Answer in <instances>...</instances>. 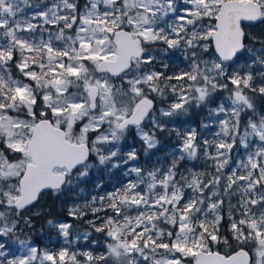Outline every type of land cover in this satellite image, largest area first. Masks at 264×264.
<instances>
[{"label": "snow or ice", "instance_id": "6c2138e0", "mask_svg": "<svg viewBox=\"0 0 264 264\" xmlns=\"http://www.w3.org/2000/svg\"><path fill=\"white\" fill-rule=\"evenodd\" d=\"M257 24L264 0H0V264H264ZM103 171L35 243L31 209Z\"/></svg>", "mask_w": 264, "mask_h": 264}, {"label": "trees", "instance_id": "16d2710c", "mask_svg": "<svg viewBox=\"0 0 264 264\" xmlns=\"http://www.w3.org/2000/svg\"><path fill=\"white\" fill-rule=\"evenodd\" d=\"M170 65V70L176 71L179 69L180 66L184 67L181 60L178 56L173 57V59L168 61ZM203 119V115L201 116H193L191 126H197L198 122ZM161 140L162 147H160L159 152L155 154H150L149 157L144 156L143 152L140 151V142L138 140L135 141L134 146L137 147L138 152L140 154V161L143 162L144 165L148 167L152 166V163L160 160L161 158L164 159L166 154L171 151V146L175 142V138L173 137L172 140L166 139L164 136L158 137ZM191 166V165H190ZM97 183H101L105 186L106 190H111L112 185L115 183V177L109 175V172H95L90 174L88 178H86L85 182H82L79 186V189L76 192L68 193L65 196L57 197L52 194L46 195L37 206L42 207V210L38 213V215L34 216V223L35 228L30 233L32 240L37 243L41 248H59L58 244L61 242V239L58 238L55 232L49 229L47 225V221L49 219H54L57 217H61L62 214L66 213V209L70 207L73 203L79 201L80 189H83L85 193L95 188ZM95 194V192H93ZM32 212V209H31ZM33 214H36L32 212ZM90 218V217H89ZM87 225L81 224L79 225V230L82 232L87 229ZM97 239H100L98 234H94ZM87 241L81 240L79 241V245L85 246L87 245ZM16 245L12 246V251L16 250ZM86 250V249H85ZM93 251L97 249L92 247ZM102 251V249H99ZM17 254V253H16Z\"/></svg>", "mask_w": 264, "mask_h": 264}, {"label": "rangeland", "instance_id": "374dc122", "mask_svg": "<svg viewBox=\"0 0 264 264\" xmlns=\"http://www.w3.org/2000/svg\"><path fill=\"white\" fill-rule=\"evenodd\" d=\"M26 11L30 12L31 10L29 9V10H26ZM260 28H262V27H252V28L249 29V31H251L252 34L255 35L259 31ZM177 56H179V54H177ZM179 68H182V66H180ZM159 161L164 162V159L161 158ZM140 163L142 165H144L142 161H140ZM41 210H42V207L36 206L35 208L32 209V212L36 213V212H39ZM62 243H63V241L61 239V242L58 244V247H60L62 245ZM17 254H19V252H17Z\"/></svg>", "mask_w": 264, "mask_h": 264}, {"label": "flooded vegetation", "instance_id": "af4514ba", "mask_svg": "<svg viewBox=\"0 0 264 264\" xmlns=\"http://www.w3.org/2000/svg\"><path fill=\"white\" fill-rule=\"evenodd\" d=\"M255 27H264V25L257 24Z\"/></svg>", "mask_w": 264, "mask_h": 264}]
</instances>
